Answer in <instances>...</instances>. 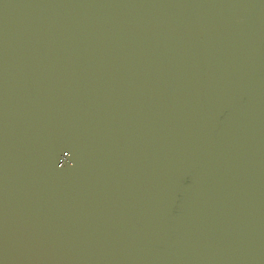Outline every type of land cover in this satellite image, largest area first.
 <instances>
[{
	"label": "water",
	"instance_id": "water-1",
	"mask_svg": "<svg viewBox=\"0 0 264 264\" xmlns=\"http://www.w3.org/2000/svg\"><path fill=\"white\" fill-rule=\"evenodd\" d=\"M0 264H264V0H0Z\"/></svg>",
	"mask_w": 264,
	"mask_h": 264
}]
</instances>
